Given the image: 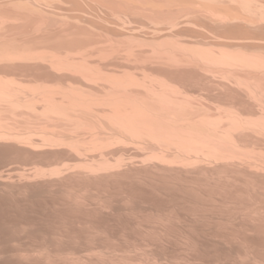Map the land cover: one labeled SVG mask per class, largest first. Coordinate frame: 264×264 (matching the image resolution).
<instances>
[{"label":"bare ground","instance_id":"6f19581e","mask_svg":"<svg viewBox=\"0 0 264 264\" xmlns=\"http://www.w3.org/2000/svg\"><path fill=\"white\" fill-rule=\"evenodd\" d=\"M0 264H264V0H0Z\"/></svg>","mask_w":264,"mask_h":264}]
</instances>
